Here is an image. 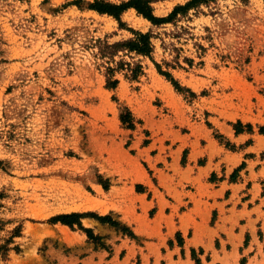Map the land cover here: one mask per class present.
<instances>
[{
    "label": "rangeland",
    "instance_id": "obj_1",
    "mask_svg": "<svg viewBox=\"0 0 264 264\" xmlns=\"http://www.w3.org/2000/svg\"><path fill=\"white\" fill-rule=\"evenodd\" d=\"M75 1L0 0V264H264V0L161 26ZM131 29L154 50L109 88L99 50Z\"/></svg>",
    "mask_w": 264,
    "mask_h": 264
},
{
    "label": "trees",
    "instance_id": "obj_2",
    "mask_svg": "<svg viewBox=\"0 0 264 264\" xmlns=\"http://www.w3.org/2000/svg\"><path fill=\"white\" fill-rule=\"evenodd\" d=\"M155 1L157 0H124L120 3H113L108 0H94L93 2H87L85 6L89 9L97 11L98 13H106L114 16L121 25L122 22L120 20V16L122 12L129 8H133L138 14L149 20L152 25L161 26L162 24H166L168 22L175 23L178 15L184 16L189 9H198L202 4L208 5L210 1L213 0H187L183 4L178 3L166 16H156L153 13L152 3ZM73 3L81 5L79 4L81 3V0H76ZM131 31L133 34L131 37L117 40L112 43L104 42L99 50L101 57H108L109 60L115 63V66H106V86L109 88H115L118 83V79L114 77L116 71L125 70V76L130 79H136L139 74L142 73V65L139 62H128L123 59L115 61L114 56L117 55L119 51L129 55L133 53L135 55L148 56L151 58V54L154 50V45L151 41L153 36L152 30L142 32L131 29ZM155 65L161 74L165 75L169 79H172L171 74L168 71L162 70L160 64L155 63ZM174 83L177 87H179L176 82ZM120 120L124 125H126V127L134 128V118L126 107H124L123 111L120 113ZM82 216L83 214L78 213L61 214L51 218V221H60L69 226H73V224L76 223L82 227L80 222V218ZM99 219L104 221L106 216H99ZM19 231L20 227H17L13 231V234H19ZM85 231L87 232L89 238L93 240L97 239L88 229H85ZM8 242L9 241L7 240L6 243L0 244V256L2 257H4L9 250L7 247ZM15 249L18 250V246H16Z\"/></svg>",
    "mask_w": 264,
    "mask_h": 264
},
{
    "label": "bare ground",
    "instance_id": "obj_3",
    "mask_svg": "<svg viewBox=\"0 0 264 264\" xmlns=\"http://www.w3.org/2000/svg\"><path fill=\"white\" fill-rule=\"evenodd\" d=\"M132 11H133V10H132ZM145 20H146V19H145ZM137 25H139V24H137ZM95 203H97V202H95ZM100 203H101V202H100ZM102 204H103V203H102ZM96 205H97L98 208H101V204H95V205H92V206H90V207H94V206L96 207ZM87 206H88V205H87ZM88 207H89V206H88ZM104 208H106V207L103 206V208H102L103 211H104ZM106 209H107V208H106ZM85 222H86V221H85ZM90 222H91V221H90ZM87 223H88V222H87ZM92 223H93V222H92ZM90 224H91V223H90Z\"/></svg>",
    "mask_w": 264,
    "mask_h": 264
}]
</instances>
